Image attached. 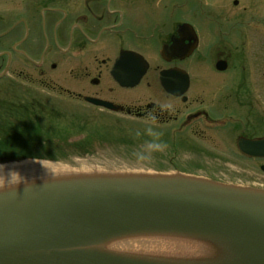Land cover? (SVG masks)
<instances>
[{
    "label": "flooded vegetation",
    "instance_id": "flooded-vegetation-1",
    "mask_svg": "<svg viewBox=\"0 0 264 264\" xmlns=\"http://www.w3.org/2000/svg\"><path fill=\"white\" fill-rule=\"evenodd\" d=\"M194 1L199 4L191 9L180 0H0V83L7 85L0 89V114L16 117L15 141L28 143L20 155L1 159L57 161L75 169L83 160L124 154L127 163L141 166L130 159L146 134L140 140L93 134L79 123L101 118L120 131L145 129L153 113L171 159L216 158L205 144L226 146L236 134L232 148L245 160L262 162L261 170L264 157L241 154L237 141L262 139L264 129L230 113H243L238 98L232 107L222 102L230 82L219 76L233 67L234 26L228 27L224 10L214 14ZM198 16L211 24L197 27ZM235 17V26L245 28L244 14ZM183 25L189 27L182 31ZM116 78L140 81L121 87ZM30 80L43 86H22ZM203 94L217 103L205 104ZM155 169L165 171L161 164ZM203 171L196 167L192 173Z\"/></svg>",
    "mask_w": 264,
    "mask_h": 264
},
{
    "label": "water",
    "instance_id": "water-1",
    "mask_svg": "<svg viewBox=\"0 0 264 264\" xmlns=\"http://www.w3.org/2000/svg\"><path fill=\"white\" fill-rule=\"evenodd\" d=\"M237 4V2H235ZM189 26H181L185 30ZM220 70L226 67L220 64ZM121 86L140 79L117 78ZM90 102L112 108L107 103ZM248 157H264V138L237 141ZM264 171V167H262ZM139 175V174H138ZM231 194L125 180L81 177L0 197V264H158L91 248V244L137 233H180L240 243L264 264V193L211 182ZM122 176V175H121ZM249 195H247V194ZM6 228V229H5Z\"/></svg>",
    "mask_w": 264,
    "mask_h": 264
},
{
    "label": "rangeland",
    "instance_id": "rangeland-1",
    "mask_svg": "<svg viewBox=\"0 0 264 264\" xmlns=\"http://www.w3.org/2000/svg\"><path fill=\"white\" fill-rule=\"evenodd\" d=\"M181 3L185 6L188 5L191 9H194L198 6L197 3L190 2L191 0H180ZM203 2V6L206 7L210 12H214V14L220 13L223 10L229 17L227 22L228 27L231 31L230 38L235 41V50L233 52V67L223 75H220L219 78H226L230 82V88L227 91V95L225 98H222V102L228 104L232 107L235 105L236 99L238 98L240 102L245 104V107L242 110L231 109V114H236L237 118L243 119L245 124H249L252 128L257 129L258 131H262L264 129V0H201ZM207 5H205L206 3ZM233 1H237L238 5L235 6ZM165 2V0H164ZM166 5V3H165ZM167 6V5H166ZM2 5H0V8ZM243 13L244 20L240 21L245 24V28L236 27L237 18L236 14ZM234 17V18H232ZM183 18V16H182ZM232 18V19H230ZM198 21L193 22L196 26L200 24V28L206 23L211 24L210 21H206V18H201L198 16ZM205 21V22H204ZM252 24V25H251ZM198 27V26H197ZM230 48V47H229ZM233 49V48H232ZM205 66V65H204ZM17 81L12 80L8 81L10 85L18 86L16 84ZM31 82V86L38 87L41 85V81L39 80H30V81H22L24 83L22 86H29ZM44 82V81H42ZM18 83V82H17ZM6 83H0L1 91L7 89ZM20 84V83H19ZM46 86V85H45ZM136 91L143 90V87H137ZM191 94L190 96H192ZM202 99H205V104L207 100V96L204 94L201 95ZM199 97V96H198ZM200 98V101H203ZM211 104H216L214 98H211ZM2 103V102H0ZM245 113V114H244ZM242 115V116H241ZM249 119V120H246ZM17 122L16 117L11 113H3L0 114V131H5L9 127L15 128ZM79 125L88 127V130L93 134L103 133L104 135L109 136H122L124 139L137 138L141 139L144 136V128L141 126H125L126 130L120 131L119 126L112 124L109 121L99 119H92L85 117L83 122H80ZM139 131L141 133L140 136H136L135 133ZM226 131V129H225ZM210 135L213 136L211 133ZM231 135V134H230ZM236 135V134H235ZM235 135L226 142L228 145L225 146L221 141H215L214 143L205 144L206 147L210 148L213 153H215L216 158H209L206 160L199 159L197 161L186 163L187 158H172L171 159V150H166L162 154H156L153 161L146 165L141 164V166H132L124 159L123 155H117L118 157L113 159L97 158V159H89L83 160L80 164L78 163L75 166V171H92L93 168L98 169L99 171H103L106 173H110L113 175H130L134 173V175L138 174H165L174 176L179 173L185 174L187 176H196L198 178L209 180L211 182L221 183L224 185H230L233 187L256 191L258 193H264V173L260 170L259 165L262 162L257 163L249 160L243 159L236 151L234 146ZM14 134H3L0 136V144H4V148L0 147V153L8 154L9 156L20 155L23 151L22 148L26 147L28 143H19L18 140L15 141ZM143 136V137H142ZM149 138V137H148ZM163 139V138H162ZM234 139V140H233ZM205 147L204 145H202ZM6 156V155H4ZM134 161V159H130ZM190 161V160H188ZM197 162V163H196ZM264 163V162H263ZM158 164L163 165L165 171H160L157 168ZM173 167H176L175 169ZM196 167H203L204 171L201 173H192ZM189 169V171H187ZM187 171V172H186ZM4 215L0 212V219H2ZM1 223V220H0ZM5 223L0 225V231L4 228ZM6 229V228H5ZM185 235V236H194L197 238L208 239L213 241H220L227 244H231L233 246H243L240 243L217 239L206 236L199 235H191V234H180V233H165V232H157V233H137L130 234L125 236H120L112 239H104L100 241H96L91 244V248L94 246H98L101 242L114 240L123 237L129 236H141V235ZM122 257H128L140 261H149L158 264H174L165 262L162 259L157 258H149V257H131L126 255L115 254ZM261 262L264 263L261 257H258ZM177 264V263H176Z\"/></svg>",
    "mask_w": 264,
    "mask_h": 264
},
{
    "label": "bare ground",
    "instance_id": "bare-ground-1",
    "mask_svg": "<svg viewBox=\"0 0 264 264\" xmlns=\"http://www.w3.org/2000/svg\"><path fill=\"white\" fill-rule=\"evenodd\" d=\"M2 165L6 166L4 171L16 170L24 179L10 184L0 174V197L29 190L37 185L76 180L81 177H90L95 180L111 178L110 180L115 181L128 178L131 180L125 181L158 186L181 185L212 191L216 194H231L235 191L234 188L216 187L203 180L170 178L162 175H134V173L121 176L95 170V168L92 171H75L66 165L46 161L31 160ZM95 249L110 254L157 258L174 264H258L257 257L246 253L241 246L185 235L129 236L101 242Z\"/></svg>",
    "mask_w": 264,
    "mask_h": 264
},
{
    "label": "clouds",
    "instance_id": "clouds-1",
    "mask_svg": "<svg viewBox=\"0 0 264 264\" xmlns=\"http://www.w3.org/2000/svg\"><path fill=\"white\" fill-rule=\"evenodd\" d=\"M146 120L148 121V125L144 129V133L149 138L145 139L132 152L135 163L144 165L151 163L156 154H162L168 149V144L162 139L163 133L154 127L157 117L153 113H148ZM135 135L140 136L141 133L137 131ZM5 168V165L0 164V174L10 184L18 183L24 179L18 171L11 169L4 171Z\"/></svg>",
    "mask_w": 264,
    "mask_h": 264
},
{
    "label": "trees",
    "instance_id": "trees-1",
    "mask_svg": "<svg viewBox=\"0 0 264 264\" xmlns=\"http://www.w3.org/2000/svg\"><path fill=\"white\" fill-rule=\"evenodd\" d=\"M1 102H2V101H1ZM0 130H1V127H0ZM5 133H6V134H14V128L11 129V127H9L7 130H5V131H3V132L0 131V136H2V135L5 134ZM0 147H1V148H4V144L1 143V144H0ZM3 156H4L3 153H0V158L3 157ZM6 156H7V157H10V156H8V155H6Z\"/></svg>",
    "mask_w": 264,
    "mask_h": 264
}]
</instances>
